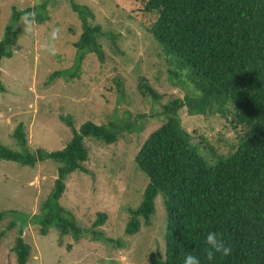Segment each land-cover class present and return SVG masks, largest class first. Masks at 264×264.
<instances>
[{
  "label": "trees",
  "instance_id": "obj_1",
  "mask_svg": "<svg viewBox=\"0 0 264 264\" xmlns=\"http://www.w3.org/2000/svg\"><path fill=\"white\" fill-rule=\"evenodd\" d=\"M132 2L138 7L134 13L139 24L173 65L171 83L189 84L191 91L183 99L176 98L159 107L155 116L163 121L134 157L136 169L148 182L140 204L127 208L130 217L125 234L134 236L143 225H151L155 200L160 197L165 210V255L162 260L152 257L150 264H183L188 254L197 256L201 264H264V0ZM72 8L82 30L73 43L74 63L71 68L52 73L49 83L55 79L71 82L79 78L80 66L88 54L101 62L104 59L99 38L107 36L106 33L100 26L89 23L93 14L88 7L73 4ZM45 9V3L36 7L37 24L49 20ZM11 11L0 40V69L4 59L12 58V48L19 38L16 26L22 13L15 7ZM138 80V93L151 105L157 104L161 96L144 78ZM116 87L120 90L121 83L117 82ZM197 91L203 95L196 96ZM182 109L190 116L218 113L228 117L238 133L235 150L216 159L213 154L214 159L206 156L182 128L178 116ZM60 119L71 130L72 138L59 151L29 152L22 124L13 132L19 151L0 144L1 161L31 169L44 161L58 164L52 190L39 215L29 220L16 212H0V222L7 215L20 220L13 247L17 264H27L30 256L31 249L22 238L28 222L38 224L41 236L55 229L59 236H71L75 242L86 233L92 241L113 242L98 230L105 223V214L99 213L89 229L81 228L59 201L68 176L77 170L86 172L83 164L89 153L84 139L112 145L123 132H135L138 119L111 121L109 125L87 121L78 129L71 117ZM14 224L13 219L7 229H12ZM209 231H215L231 246V255L217 254L212 261L207 260L204 236ZM3 236L4 232H0V240Z\"/></svg>",
  "mask_w": 264,
  "mask_h": 264
},
{
  "label": "rangeland",
  "instance_id": "obj_2",
  "mask_svg": "<svg viewBox=\"0 0 264 264\" xmlns=\"http://www.w3.org/2000/svg\"><path fill=\"white\" fill-rule=\"evenodd\" d=\"M36 0H0V40L11 16V9L32 8ZM46 5L48 21L37 24L32 34L16 26L19 38L13 56L4 59L0 69V144L20 150L13 138L17 125L26 134V149L59 151L71 140L72 132L60 117L69 116L78 129L84 122L109 125L111 121L138 119L135 132H123L112 145L85 138L88 160L86 172H72L59 204L70 212L81 228L89 229L99 213L106 215L98 230L113 242L92 241L90 235L75 242L71 236H59L50 229L39 234L38 224L28 222L22 238L31 251L27 264H150L152 257L165 255V210L160 197L155 200L151 225L140 228L134 236L124 232L129 220L127 208H136L148 180L136 169L134 157L147 137L161 125L155 116L160 106L190 94V85H173V65L151 34L134 13L138 7L132 0H39ZM84 5L93 14L92 25L100 26L104 59L88 54L79 70V78L67 82L49 76L71 68L76 50L73 46L82 30L81 21L72 5ZM37 5V6H38ZM136 17V18H135ZM53 28L59 38L54 42L56 55H49L42 45L49 41ZM139 78L161 96L154 106L137 91ZM120 82L122 90L116 87ZM124 91V96H122ZM125 112L128 115L123 114ZM156 112V113H155ZM139 116H144L142 119ZM182 128L192 143L206 156H227L237 146V130L229 118L214 113L190 116L185 109L178 112ZM123 118V119H122ZM140 129V130H139ZM58 164L38 163L35 168L0 160V212H16L30 220L40 208L57 176ZM14 219L12 229H7ZM27 219V220H28ZM20 220L7 215L0 222V264H17L13 247ZM118 242L120 244H118Z\"/></svg>",
  "mask_w": 264,
  "mask_h": 264
},
{
  "label": "clouds",
  "instance_id": "obj_3",
  "mask_svg": "<svg viewBox=\"0 0 264 264\" xmlns=\"http://www.w3.org/2000/svg\"><path fill=\"white\" fill-rule=\"evenodd\" d=\"M39 0L32 5L31 10L21 7V16L19 18L18 26H22L23 32L27 34H32L35 31L37 26V16L38 12L35 10ZM59 29L53 28L49 41L42 45L43 50L47 51L49 55H56L57 49L55 47L54 42L59 38ZM186 74V72H185ZM196 96H202V92H195ZM204 244H205V256L208 261H212L217 254L221 256L227 257L231 255L232 248L230 245L226 244L225 241L219 237V235L215 231H209L204 236ZM183 264H201L200 259L197 256L188 254L184 257Z\"/></svg>",
  "mask_w": 264,
  "mask_h": 264
}]
</instances>
